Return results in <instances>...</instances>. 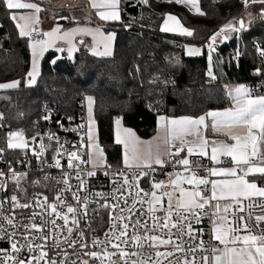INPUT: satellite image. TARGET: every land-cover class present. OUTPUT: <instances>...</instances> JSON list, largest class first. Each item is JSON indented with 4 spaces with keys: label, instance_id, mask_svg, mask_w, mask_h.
Masks as SVG:
<instances>
[{
    "label": "snow or ice",
    "instance_id": "6c2138e0",
    "mask_svg": "<svg viewBox=\"0 0 264 264\" xmlns=\"http://www.w3.org/2000/svg\"><path fill=\"white\" fill-rule=\"evenodd\" d=\"M172 3H184L191 5L197 14L203 15L198 6V0H168ZM247 6L251 3L264 4V0H243ZM4 7L8 10H33L29 14L16 15L12 13L10 19L16 22L20 37H31L37 31L36 25L39 24V13L42 11L37 3L23 2V0H0ZM93 8H104L106 11H99L98 16L101 20L116 21L120 19L119 5L120 0H91ZM147 4L148 0H142ZM264 15V10H262ZM68 19V17H61ZM168 21L175 23L176 28L181 35L191 36L193 32L185 28L177 17L168 15ZM239 27L234 23H229L220 29L211 40L215 42L216 38L227 31H240L245 27L243 19L238 21ZM163 31H173L169 28L167 21L165 22ZM76 34H96L100 35L104 40V50L101 52L94 51L95 55L107 56L111 55L110 44L114 39L115 33L105 35L99 28H74L61 33L60 26L57 25L52 31L44 32L42 35L47 39H34L32 41V70L28 73L30 78L28 83L35 84L36 77L39 75L37 59L42 56L44 51L49 47H53L57 40H66L72 44V37ZM95 38V36H94ZM227 39V36L224 37ZM82 42V41H81ZM211 48V45H209ZM75 49L70 47L68 51L71 53ZM63 51V49H57ZM260 55L264 57V48L259 49ZM189 55H199V49H189ZM209 61L212 57L209 54ZM55 63V61H53ZM209 76H213L211 68H209ZM256 74H260V69L256 70ZM214 78V76H213ZM20 85V81L0 83V89H16ZM254 89L246 85H238L228 91V95L234 101V106L224 109L223 111H209L198 117H181L179 119H171L161 116V127L164 130V136L158 137L162 143L153 146L152 142H142L136 134L127 128H121L120 119L116 120L117 133L116 143L124 146V164L129 169L147 168L151 169L153 164L163 165L164 157H179L181 152L187 149L188 156L194 152V148L198 149L197 154L208 156L207 149L211 147L209 159L215 164H222L220 157H230L233 162L232 167H212L206 169L209 176H225L229 179L209 180L208 177L198 176L196 171L192 170L190 160L185 157L178 159L176 162L185 166V171L190 175L179 178L177 180H169L172 191H168V186L163 181L152 184L154 189L151 192L145 191L139 186V179L147 176L146 171L139 174L133 173L131 180L128 176H122V181L117 182L118 187L113 190V199L115 203L101 204V208L109 209L110 226L109 230L104 233V238L93 237L92 247L99 248L100 251H88L85 253L94 260H98L99 264H116L112 259L118 255L121 264H163L168 257L174 256L176 252H184V246L181 241L183 236L190 239H196L194 229L189 216L199 223L200 213L211 206L214 209L213 216L216 219L213 222L212 232L214 239L218 244L212 245L210 249L204 247V241L200 240L198 247L204 251L211 253V261L209 256L202 257V264H264V187L258 186L255 181H249V175L264 176V152L261 151L264 146V94H254ZM88 112V138L91 142L89 147L93 150L89 154L88 159L77 151L68 152L67 167L75 171V177L78 183L70 184L72 173L65 172L63 179L57 181L62 183L64 187L60 188L54 199L49 201L48 196L36 194L31 201L21 202L16 194L7 197V201L11 203L13 208L33 209L29 217L28 224H20L17 226L15 215H4L0 211V239H8L10 241L9 249H0V264H58L55 259H47L48 253L45 250L47 241L53 240V247H62L63 242H67L68 247H75L77 240L81 243V248L88 247L84 241V231L80 229V217L88 216V198L81 197L79 192L85 187V180L81 176V165L91 164L93 170L87 172V176L96 175L95 169L105 164L104 150L95 142L93 137V128L95 121L93 119V103L94 98H87ZM3 114L0 113V120H3ZM49 120L50 114L43 117ZM211 118V123H206V119ZM83 127V125H80ZM211 128L217 133H222L230 138L233 143L223 141H209L200 133ZM123 133V135H122ZM191 137L189 140L188 138ZM35 137L33 138V140ZM50 139H57L54 135ZM7 147L9 149H26L29 147L28 141L22 132L8 133ZM47 146L41 141L39 150L40 155L43 154ZM63 148V145H61ZM175 149V151H172ZM4 152L0 148V154ZM34 154H37L34 150ZM61 153L58 151L57 155ZM57 168L62 167L60 160L57 159L54 165ZM10 179L15 183L16 189L20 192L26 190L21 187V182L27 177V173H17L11 167ZM107 175V173H105ZM45 180L48 177H44ZM183 182L194 185L197 190H187L181 186ZM39 185V180L34 181ZM211 184V195L204 196V189L201 186ZM46 186V185H43ZM155 190H162L157 194ZM0 191H7V181L5 173L0 171ZM133 191L135 194L133 195ZM178 191L179 195L174 199V193ZM70 192L75 200V206L66 202L65 193ZM119 193V195H116ZM127 193L128 195H125ZM95 195L103 198L106 194L96 193ZM164 197H167V206H164ZM260 198L258 200L254 198ZM130 201V202H129ZM212 201H216L212 204ZM220 201H225L223 205ZM247 201V204H245ZM4 201H0V209L3 208ZM137 204L140 205L137 208ZM123 205V207L121 206ZM152 221L149 225L147 220L141 218L133 219L139 212L141 217L145 214L144 206ZM39 209L40 211H36ZM259 209V214L256 210ZM157 212H163L164 215L158 216ZM185 213L187 215H185ZM243 213V214H241ZM69 214H72L69 216ZM176 219H173V217ZM39 217L40 222L36 219ZM57 220L62 224H57ZM187 221V223H182ZM71 222L72 226H69ZM254 222V223H253ZM11 226V231L4 225ZM131 226V232L129 231ZM177 229L175 240L173 239L172 229ZM23 229V231H21ZM77 232V237L73 238V231ZM59 230V231H57ZM165 230H167L165 232ZM47 231V235H45ZM66 231V235H64ZM26 241L21 244L17 235ZM31 236V239L29 238ZM63 236V241L60 239ZM40 240L43 243L36 244L35 241ZM172 245V251H159V247ZM155 249L145 253L144 249ZM109 248L115 249L110 252ZM129 249H133L129 251ZM138 249V250H137ZM27 251L35 253L27 258H21V252ZM188 251L195 252L196 249L189 248ZM65 259L59 264H66L67 252L64 253ZM135 257V259H133ZM76 264V261H72ZM81 264H88V261H82ZM169 264H195V257L191 260L187 256L169 261Z\"/></svg>",
    "mask_w": 264,
    "mask_h": 264
},
{
    "label": "trees",
    "instance_id": "16d2710c",
    "mask_svg": "<svg viewBox=\"0 0 264 264\" xmlns=\"http://www.w3.org/2000/svg\"><path fill=\"white\" fill-rule=\"evenodd\" d=\"M198 3L203 15L184 3L161 0H150L148 7H127L122 10L123 22L112 25L116 33L112 56L101 58L88 48L72 57L64 52H47L35 86L26 84L31 67L30 39L19 36L10 19L11 10L0 3V83L20 81L16 89H0V113L4 117L1 123L26 128L33 135L45 122L43 103L60 105L62 112L76 117L80 113L79 101L91 96L106 161L122 166V148L114 135L115 117H121L124 125L140 137L149 138L162 114L198 117L228 108L227 82L264 79V57L259 51L264 48V16L255 18L247 30L223 44L209 62L211 37L241 14L246 5L243 0ZM169 14L193 34L163 31ZM186 45L204 46V55L187 57ZM232 52L239 55L238 62L229 61ZM209 68L216 84L209 83L213 78ZM24 183L28 192L38 191ZM150 184L145 181V185Z\"/></svg>",
    "mask_w": 264,
    "mask_h": 264
},
{
    "label": "built area",
    "instance_id": "2783aa9c",
    "mask_svg": "<svg viewBox=\"0 0 264 264\" xmlns=\"http://www.w3.org/2000/svg\"><path fill=\"white\" fill-rule=\"evenodd\" d=\"M36 2L44 3L51 0H35ZM150 0H148L147 4L142 3V0H120L121 10H125L127 7L131 9H138L141 7H148ZM42 31L37 28V31L32 34L29 39L33 41L34 39H42ZM223 47V45L214 44L209 49V54L211 57L215 56L217 52ZM239 55L235 52H232L229 55L230 62H238ZM218 81L216 77L212 78L209 83L216 84ZM246 85L249 88L254 89V94H264V79L244 81L238 83L227 82L226 87L238 86V85ZM80 113L78 116L74 117L71 115H67L62 112V107L60 105L53 104L51 102H45L42 105V111L44 116L50 114V119L45 120L42 127H40L35 134L29 135L28 130L26 128H16L11 126H5L0 121V148L4 149V152L0 154V171L5 173V179L7 181V191H0V201H4L3 208L0 211L3 212L4 215L13 214L15 215L17 226L20 224H28L30 222L29 217L32 213L33 209H20L13 208L11 203L7 201V197L12 194H16L21 202L31 201L33 196L36 194H43L48 196L49 201H52L57 193V191L64 187L62 183H57V181H61L63 179V175L65 172L72 173L70 178V184L73 185L75 190V185L78 183L75 177V171L73 169H69L67 167L68 161V152L77 151L84 156V159H87L85 154L84 140L86 136V121L87 118L85 116V99L82 98L79 101ZM83 125V127H80ZM10 132H22L24 137L28 140L29 147L26 149H9L7 147L8 141V133ZM58 137L57 139H50L51 136ZM35 139L33 140V138ZM41 141L47 147L44 149L43 154L40 155L39 150L41 147ZM63 145V148H61ZM34 150L37 154H34ZM61 154L58 156L57 152ZM175 151V149H172ZM185 158L182 156V152L179 157H165V163L161 166H152L151 169L147 168H133L129 169L126 166H116L112 161L108 160L101 167L95 169L96 175L89 177L87 176V172L93 170L91 165H81L80 169L82 178L85 180L86 184L83 190L79 192V195L88 198V216L87 218L80 217V229H82L85 233L84 241L88 244V247L81 248V243L79 239L75 247H68L67 242H63L62 247L55 248L53 247V240L49 239L47 241L46 251L48 253L47 259H55L58 264L61 260L65 259L64 253L67 252V260L66 264H72V261H76V264H81L82 261H88V264H99L98 260H94L90 256L86 255L88 251H97L99 252V248L92 247V239L93 237H99L101 239L104 238V233L109 230L110 214L114 215V213H110L109 209L101 208L100 205L104 203H115L113 199V190L117 188L119 185L117 182L122 181V176H128L131 180L133 173L139 174L140 172L146 171L149 174L147 176H143L139 179V186L145 191L151 192V187L149 185H145V181L148 182L157 181L161 179L165 174L173 172L177 173L180 180H183V177L190 175V172L185 171V166L178 164L176 161L178 159ZM190 160V168L196 171L198 176L208 177L211 181V176L208 175L206 169L212 168L213 165L206 161L204 158L199 156H189L187 157ZM59 159L62 167H55L56 160ZM226 163L233 164L230 157L225 158ZM12 168L17 173H27V177L25 180L21 182L22 188L26 189L25 183L28 182L30 188H37L38 191H30L27 190L25 192H20L16 189L15 183L10 179L11 173L9 172V168ZM107 173V175H105ZM44 177H48L47 180ZM39 180L41 183L39 185L34 184V181ZM46 185V186H43ZM204 189V196L208 197L211 195L210 184L202 187ZM96 193L106 194L103 198L101 196L95 195ZM135 192L133 191V195ZM119 195V193H116ZM125 195H128L125 193ZM66 202L73 204L75 206V200L72 198L70 192L65 193ZM256 200L260 198H254ZM130 202V201H129ZM225 203V202H224ZM223 203V204H224ZM213 204V202H212ZM221 204V205H223ZM247 204V201H245ZM123 207V205H121ZM140 207L139 204L136 206ZM145 214L141 217L140 213L137 212L136 216L133 217L141 218L142 220H147L149 225H151L152 221L149 219V214L146 211L147 206H144ZM36 211H40L36 209ZM214 209L209 206L206 207L201 213L199 217V223L196 222L194 218L191 216L188 217L191 220L194 236L196 239H190L188 236H183L181 241H177L178 243H182L184 246V252H176L174 256L168 257L163 261V264H169V261L176 260L177 258H183L187 256L188 259H192L195 257V264H202V257L205 255L209 256V261H211V253L210 251L206 252L203 249L198 247L200 240L204 241V247L210 249L212 245L218 244V242L213 238L214 233L212 232L213 222L216 219L213 216ZM256 213L259 214V209L256 210ZM243 214V213H241ZM72 214H69L71 216ZM156 215L162 216L163 212H157ZM185 215H187L185 213ZM173 219H176L174 216ZM36 222L39 223V217H37ZM182 223H187V221H182ZM254 223V222H253ZM57 224H62V221L57 220ZM6 228L11 231V226L4 225ZM71 225V222L69 223ZM264 227V224L261 225ZM23 231V229H21ZM59 231V230H57ZM129 231L131 232V226ZM167 230H165L166 232ZM173 239L175 240V236L177 234V229H172ZM45 235H47V231H45ZM66 235V231L64 233ZM77 232L73 231L72 237H77ZM31 239V236L29 237ZM17 239H19L21 244H26V241L22 239L19 234L17 235ZM60 239L63 241V236H60ZM36 244L43 243L40 240L35 241ZM10 241L8 239H0V249H9ZM189 248L196 249L195 252L188 251ZM133 249H129L132 251ZM138 250V249H137ZM161 252L172 251V245L161 246L158 249ZM110 252H114L115 249L109 248ZM145 253L150 251H155V249H148L147 247L144 249ZM35 253H29L27 251L21 252V258H27L30 255H34ZM113 260L116 261V264H121L120 258L118 255L112 257ZM135 259V257H133ZM35 264V262H33ZM41 264H44V261H41Z\"/></svg>",
    "mask_w": 264,
    "mask_h": 264
},
{
    "label": "crops",
    "instance_id": "0c3cea01",
    "mask_svg": "<svg viewBox=\"0 0 264 264\" xmlns=\"http://www.w3.org/2000/svg\"><path fill=\"white\" fill-rule=\"evenodd\" d=\"M74 2H80L78 3L79 5L76 6L75 8V12H73V14H70L68 12V7L63 8L64 10H59L61 13L63 14V17H68V19H66V21L63 23L61 20H58V23H54V22H49V25L47 27H49V31H52L57 25L60 26V24H63V26H60L61 29V33L65 32V31H69L71 29L74 28H89V29H97L99 28L105 35L107 34H111V33H115L114 29L112 28L113 24H118V23H122L123 19H122V10H121V4L119 5V13H120V19L116 20V21H105V20H101L98 16V12L99 11H106L107 9L104 8H93L92 7V3L91 0H73ZM36 2V1H35ZM71 2V1H70ZM97 2H99V0H97ZM40 3V2H38ZM77 4V3H76ZM75 7V6H74ZM61 8V6L57 7V9ZM71 11V10H70ZM76 14V15H75ZM52 19V18H50ZM53 20V19H52ZM46 26V25H45ZM164 27V25H163ZM163 29V28H162ZM42 31V30H41ZM170 32V31H168ZM43 33V31H42ZM171 33H175L174 31ZM116 35V33H115ZM95 36V38H94ZM44 39H47V37H44ZM42 38V39H43ZM82 41V42H81ZM114 43H115V36L114 39L111 41L110 44V48H111V55L113 54L114 51ZM219 45H223V44H219ZM75 49L78 50H74L71 53L68 51V49L70 47H73ZM82 48H88V50L94 54L95 50L96 52H101L104 50V40L100 35H96V34H76L72 37V44H69L66 40H60V41H56L55 45L53 47H49L47 48L46 51H44L43 54H45V52H50V51H56V52H60V53H66L68 56H73L77 51H79ZM57 49H63V51H57ZM95 55V54H94ZM111 55H107V56H111ZM99 57H106V56H102V55H96ZM236 86H232L231 88L228 89H232L235 88ZM228 95V94H227ZM229 99H230V106L229 107H233L234 106V101L232 100V98L228 95ZM228 107V108H229ZM226 109V108H225ZM224 109H216V110H211V111H223ZM164 116L166 118H168L169 120L171 119H179L181 117H168L167 115H160L158 117L157 120V125H156V131L155 133L149 137V138H142L140 137L137 132L135 131L134 133L136 134V136L139 138L140 141L142 142H152L153 146L156 145L157 143H162L160 140H158V137H163L164 136V130L161 127V121H160V117ZM206 123H211V118H207L206 119ZM121 128H124L121 124H120ZM114 128H115V141H116V133H117V125H116V120H114ZM127 129H130V127L128 128L126 126ZM123 134V133H122ZM202 136H205L209 141H223L226 143H233V141L230 140V138L226 137L225 135H223L222 133H217L215 131H213L210 127L201 132L200 133ZM189 140L191 139V137L188 138ZM121 148H122V156L120 157L121 159L119 160V163H121L123 166H125L124 164V146L122 144H120ZM208 151V156H201L199 154H197L198 149L194 148V152L191 156H199L204 158L206 161H208L210 164L213 165V167H232L233 164H229L226 163L225 158L227 157H220V159L223 161L222 164H215L213 161H211L209 159V156L211 154V147L209 146V148L207 149ZM261 151L264 152V146H262ZM182 156L183 157H189L187 154V149H185L184 152H182ZM166 157V156H165ZM164 157V160H165ZM107 160V159H106ZM153 166H161V165H156L153 164ZM179 178V176L177 175V173H167L165 174L161 179L157 180V181H152L150 184L151 190L153 191L154 189L152 188V184L155 182H160L163 181L165 183V185L168 186L167 190L168 191H172V187L171 185H169V180H177ZM230 177H225V176H211V180H223V179H229ZM247 179L251 182V181H255L257 183L258 186L264 187V176H260V175H249L247 177ZM181 186L187 190H197L195 188L194 185H190L187 182H183L181 184ZM203 187V186H201ZM210 189H211V184H210ZM157 194L159 195L160 192L162 190H157ZM179 195V192L176 191L174 193V199L176 196ZM258 198V197H257ZM167 197H164V206H167ZM213 204L216 203V201H212ZM225 201H220V204H223ZM218 242V241H217ZM219 243V242H218Z\"/></svg>",
    "mask_w": 264,
    "mask_h": 264
},
{
    "label": "rangeland",
    "instance_id": "374dc122",
    "mask_svg": "<svg viewBox=\"0 0 264 264\" xmlns=\"http://www.w3.org/2000/svg\"><path fill=\"white\" fill-rule=\"evenodd\" d=\"M71 1V2H70ZM161 1H168V0H161ZM23 2H32V3H37L42 11L38 14L39 15V24L36 25V28H39L44 32H47L49 30V27H47L49 25V22H54V23H58L59 21L58 20H61L58 18L57 15H63V14H60L61 12L59 10H64L63 8L65 7H68V12L70 14H73V12H75V8L76 6H78L80 2H74L73 0H51V1H47V2H44V3H38V2H35V0H23ZM77 3V4H76ZM182 4V3H180ZM188 6V8L193 11L194 13H196L195 9L189 5V4H186ZM61 6V8L57 9V7ZM75 6V7H74ZM198 6H199V3H198ZM200 8V6H199ZM71 10V11H70ZM262 10H264V4H261V3H249L247 6H245V10L239 14L238 16H236L235 18L231 19L227 24L229 23H234L237 25V27H239V24H238V21H240L241 19H243V21L245 22V27L243 29H241L240 31H236V32H233V31H227L226 33L218 36L215 40V42H213L212 40L210 41V45L213 46L214 44H226L228 43V41H230L236 34H240L243 30H247L250 26V23L257 17H260V16H264L262 15ZM33 10H27V9H24V10H11V14L12 13H15L16 15H20V14H29L31 13ZM76 15V14H75ZM52 18V19H50ZM15 22V21H14ZM167 23H168V26L169 28H172V29H175L173 30L175 33H179V30L176 28V25L174 22L172 21H168L167 20ZM225 24V25H227ZM15 25H16V22H15ZM46 25V26H45ZM165 25V24H164ZM224 25V26H225ZM60 26H63V24H60ZM223 26V27H224ZM221 27V28H223ZM164 28V27H163ZM18 30V29H17ZM171 31V32H173ZM220 29L217 31L219 32ZM19 32V30H18ZM168 32V31H167ZM216 32V33H217ZM215 33V34H216ZM214 34V35H215ZM225 35L227 36V39H225ZM25 38H28V37H25ZM44 39V38H43ZM60 41V40H58ZM29 45H30V50H31V67H30V71L32 70V59H33V56H32V41L30 40L29 42ZM189 49H199L200 50V54L199 55H189L188 52H189ZM204 46L202 45H186L185 46V54L187 57H200V56H203L204 55ZM210 47L208 45V51H209ZM210 52V51H209ZM46 53V52H45ZM113 55V54H112ZM111 55V56H112ZM45 56V54H43L42 56H39L38 59H37V63H38V69H39V75H40V72H41V62H42V59L43 57ZM72 57V56H71ZM106 57H109V56H106ZM212 60V59H211ZM211 62V61H209ZM29 71V72H30ZM39 75L36 77V83L38 81V78H39ZM29 77H27V80H26V84L28 86H35V84H29L28 81H29ZM228 88H231V87H228ZM227 88V92L230 90ZM88 97V96H87ZM86 97V98H87ZM85 98V116L87 117L85 119L86 121V126H87V129H86V136H85V140H84V147H85V150H86V156H87V159L89 158V154L93 151L91 149V147H89L90 145V141H89V138H88V135H87V132H88V128H89V124H88V112H87V99ZM229 98V97H228ZM120 119V124L126 128V126L124 125L123 123V120L121 117H115V120L117 119ZM93 119L95 121L94 125L92 126L93 128V137H94V140L95 142H97L101 148H103V146L101 145L100 143V138H99V131H98V125H97V122H96V119L94 117V103H93ZM129 128V127H128ZM133 132L134 129L130 128ZM114 132H115V128H114ZM123 135V134H122ZM27 140V139H26ZM28 141V140H27ZM104 150V157H105V161L107 159V153L105 151V149L103 148ZM91 165V164H90ZM157 191V190H155ZM158 192V191H157Z\"/></svg>",
    "mask_w": 264,
    "mask_h": 264
}]
</instances>
